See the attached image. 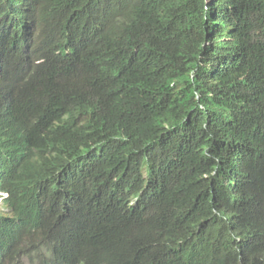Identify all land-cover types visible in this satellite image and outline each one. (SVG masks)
<instances>
[{
    "label": "trees",
    "instance_id": "16d2710c",
    "mask_svg": "<svg viewBox=\"0 0 264 264\" xmlns=\"http://www.w3.org/2000/svg\"><path fill=\"white\" fill-rule=\"evenodd\" d=\"M110 1L28 8L51 19L79 11L82 21ZM24 10L0 15V42ZM124 13L137 18L132 42L143 54L119 63L100 55L91 86L84 74L34 72L18 84L22 108L7 131L34 169L12 183L39 186L44 200L20 197L17 215L0 221V264L27 241L66 246L71 264H264V213L254 211L264 207V151L230 154L264 104V0H144ZM238 66L248 97L232 84Z\"/></svg>",
    "mask_w": 264,
    "mask_h": 264
},
{
    "label": "clouds",
    "instance_id": "9594fccd",
    "mask_svg": "<svg viewBox=\"0 0 264 264\" xmlns=\"http://www.w3.org/2000/svg\"><path fill=\"white\" fill-rule=\"evenodd\" d=\"M28 2L29 0H6L0 6V15L26 6V10L22 12L21 23L14 24L6 38L0 42V203L5 208L0 209V221L17 215L14 202L20 197L30 206L44 200L39 186L21 189L12 183L13 177L22 169H34L32 164H22L15 140L7 131L22 108V88L18 84L34 72L46 78L72 81L78 80L84 74L88 86H91L93 84L89 81V76L100 55L119 63L130 54L139 56L144 53L139 44L133 45L132 42V26L137 18L124 13L128 8L141 11L144 0H111L108 3H98L82 21H78L81 17L79 11L60 10L56 18L51 19L48 16L49 11L40 10V13L35 12L39 9L29 10ZM47 5L43 3L38 8L42 9ZM48 23L50 24L44 26ZM110 28L112 32L108 34ZM77 52L79 59L76 62L57 70L51 68L52 59ZM236 61L239 58L230 61L222 69L223 78L226 67ZM241 68L242 66L237 67V77L232 84L244 97H248L253 88L246 86L247 73H243ZM259 129L264 130V104L237 129L233 142L237 144L243 139L244 143L230 154L239 156L244 152L264 151V140ZM254 211L264 213V207L255 206ZM55 247L56 245H47L44 242L34 246L27 241L19 257V264H71L70 250L60 245L56 253Z\"/></svg>",
    "mask_w": 264,
    "mask_h": 264
},
{
    "label": "rangeland",
    "instance_id": "374dc122",
    "mask_svg": "<svg viewBox=\"0 0 264 264\" xmlns=\"http://www.w3.org/2000/svg\"><path fill=\"white\" fill-rule=\"evenodd\" d=\"M0 209H3V210H5V208L3 207V205H1V203H0ZM8 264H19V256H15V258H14V260H12L10 263H8Z\"/></svg>",
    "mask_w": 264,
    "mask_h": 264
},
{
    "label": "bare ground",
    "instance_id": "6f19581e",
    "mask_svg": "<svg viewBox=\"0 0 264 264\" xmlns=\"http://www.w3.org/2000/svg\"><path fill=\"white\" fill-rule=\"evenodd\" d=\"M21 84V83H20ZM19 87V86H18Z\"/></svg>",
    "mask_w": 264,
    "mask_h": 264
}]
</instances>
